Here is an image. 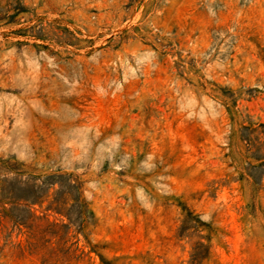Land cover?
Listing matches in <instances>:
<instances>
[{
  "label": "rangeland",
  "instance_id": "1",
  "mask_svg": "<svg viewBox=\"0 0 264 264\" xmlns=\"http://www.w3.org/2000/svg\"><path fill=\"white\" fill-rule=\"evenodd\" d=\"M256 136L264 0H0V264H264Z\"/></svg>",
  "mask_w": 264,
  "mask_h": 264
},
{
  "label": "trees",
  "instance_id": "2",
  "mask_svg": "<svg viewBox=\"0 0 264 264\" xmlns=\"http://www.w3.org/2000/svg\"><path fill=\"white\" fill-rule=\"evenodd\" d=\"M250 132H254L255 130H256V128H249L248 129ZM247 140V143H249V145H251V146H253V147H255V146H257V145H261V144H263V143H261L260 141H259V136H256L255 137V139L253 140V139H251V138H247L246 139ZM257 148V147H256ZM258 148H259V146H258ZM256 158H258V157H256ZM262 158H264V157H262ZM264 165V164H263ZM194 217H193V220H194V224H193V228L194 229H201V224H202V222L198 219V215H193ZM205 245H204V243L203 242H201V241H197L196 242V245L194 246V251L192 252V254H191V259H192V262L193 263H196V264H198L199 263V260H200V256H201V254H202V252H204V250H205Z\"/></svg>",
  "mask_w": 264,
  "mask_h": 264
}]
</instances>
